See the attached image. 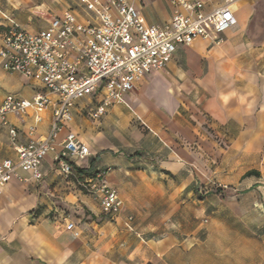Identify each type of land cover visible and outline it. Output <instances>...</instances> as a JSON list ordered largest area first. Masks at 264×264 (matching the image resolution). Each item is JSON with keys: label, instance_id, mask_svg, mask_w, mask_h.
I'll return each mask as SVG.
<instances>
[{"label": "crops", "instance_id": "1", "mask_svg": "<svg viewBox=\"0 0 264 264\" xmlns=\"http://www.w3.org/2000/svg\"><path fill=\"white\" fill-rule=\"evenodd\" d=\"M67 1L63 10L50 13L48 1L0 0V38L6 18L38 32L65 10L83 16L80 0ZM128 1L149 25L170 19L169 0ZM203 1L204 12L225 2ZM256 6L251 0H232L235 24L222 35L220 45L199 39L177 47L163 73L146 74L100 119L88 116L99 94L75 103L72 121L56 135V153L66 135L74 133L91 153L74 166L86 173L110 168L106 181L119 191L122 208L114 219L98 220L99 201L58 179L49 154L40 167L41 181H25L29 175L19 171L0 193V264H264V225L197 227L182 233L169 225V215L159 216L153 207L156 202L178 201L200 166L189 148L193 128L186 113L192 119L199 111L224 133L235 129V138L264 128V35L259 33L264 19L259 13L250 18ZM200 57L205 58L202 71L192 65ZM37 93H45L38 79L6 72L0 62V105L7 95L31 100ZM52 120L51 106L40 113L38 123L33 111L7 115V125L0 123V162L16 159L10 128L17 132L16 144L25 145L46 137ZM179 137L183 148L176 142ZM70 222L78 236L66 229Z\"/></svg>", "mask_w": 264, "mask_h": 264}, {"label": "built area", "instance_id": "2", "mask_svg": "<svg viewBox=\"0 0 264 264\" xmlns=\"http://www.w3.org/2000/svg\"><path fill=\"white\" fill-rule=\"evenodd\" d=\"M80 3L83 16L65 10L52 19L47 29L38 32H29L6 18L8 25L0 38L3 70L38 79L45 93H37L31 100L7 95L0 105V123L7 125L9 114L22 116L29 111L34 112V122L38 123L40 113L48 106L52 107L53 120L46 137L25 145H17V132L9 129L16 159L0 162V193L19 171L29 175L25 181H40V167L49 154H53L57 171L65 177L74 172L75 164L91 155L72 132L56 153V135L72 121L77 101L99 94L98 105L88 112L90 119L98 120L111 104L122 103L146 74L165 69L177 47L199 39L220 45L222 35L235 24L232 0H225L210 12L203 11V0H169L171 16L163 25L147 24L128 0ZM34 130L32 127L29 132ZM109 172L110 168L98 169L86 184L87 191L112 220L123 203L119 192L106 181ZM66 229L78 236L73 223H67Z\"/></svg>", "mask_w": 264, "mask_h": 264}, {"label": "rangeland", "instance_id": "3", "mask_svg": "<svg viewBox=\"0 0 264 264\" xmlns=\"http://www.w3.org/2000/svg\"><path fill=\"white\" fill-rule=\"evenodd\" d=\"M43 1H48L50 13L63 10L65 2L69 4L67 0ZM243 1L234 0L238 4ZM251 2L258 9L250 13V18L259 13L264 19V0ZM238 28L236 26L235 30ZM259 33L264 35V25L259 27ZM177 65L184 70L187 68L183 62H178ZM192 65L202 71L205 68V58H196ZM166 69L158 72L163 73ZM192 83L197 84L194 80ZM186 114L188 117L185 118L193 128V140L189 148L200 166L193 170V182L182 192L178 201L153 203L157 214L162 217L169 215V225L182 233L197 227L207 229L212 226H241L249 229L264 225V128L256 133L243 132L242 138H235V129L230 127L231 130L224 133L212 126L199 111L192 119L189 118L191 113ZM135 125L141 128L140 122H135ZM176 142L184 147L180 137ZM251 170L258 171L260 176L244 177ZM94 173L82 177L74 171L67 177L59 174L57 178L72 184L83 195L93 198L87 191L86 180ZM39 209L42 210L43 207L39 206ZM64 211L69 214L67 208ZM100 215L98 220H109L102 210ZM148 221L149 219L143 220L146 223Z\"/></svg>", "mask_w": 264, "mask_h": 264}, {"label": "trees", "instance_id": "4", "mask_svg": "<svg viewBox=\"0 0 264 264\" xmlns=\"http://www.w3.org/2000/svg\"><path fill=\"white\" fill-rule=\"evenodd\" d=\"M73 170L76 171L82 177L89 175V173H86L85 170L79 169L78 167H75V166H73ZM250 176L259 177L260 174L258 171L251 170V171H248L247 173H245V175H244V177H250Z\"/></svg>", "mask_w": 264, "mask_h": 264}]
</instances>
